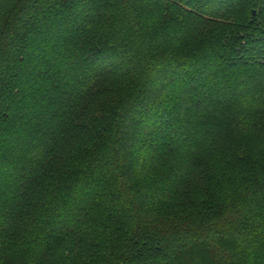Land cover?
Here are the masks:
<instances>
[{"label":"trees","instance_id":"trees-1","mask_svg":"<svg viewBox=\"0 0 264 264\" xmlns=\"http://www.w3.org/2000/svg\"><path fill=\"white\" fill-rule=\"evenodd\" d=\"M74 242L264 264V0H0V264Z\"/></svg>","mask_w":264,"mask_h":264},{"label":"rangeland","instance_id":"rangeland-1","mask_svg":"<svg viewBox=\"0 0 264 264\" xmlns=\"http://www.w3.org/2000/svg\"><path fill=\"white\" fill-rule=\"evenodd\" d=\"M98 242V241H97ZM72 246V252L67 255L69 258V261L66 262V258L59 254L58 257L60 259H63L65 262H62L61 264H105L101 258L99 259H93L90 257L88 258L87 255L91 254L93 249L88 248V245H80L79 242H74Z\"/></svg>","mask_w":264,"mask_h":264}]
</instances>
